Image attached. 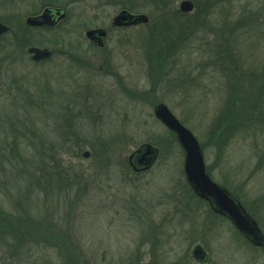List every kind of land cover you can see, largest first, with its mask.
I'll return each instance as SVG.
<instances>
[{
    "label": "rangeland",
    "instance_id": "374dc122",
    "mask_svg": "<svg viewBox=\"0 0 264 264\" xmlns=\"http://www.w3.org/2000/svg\"><path fill=\"white\" fill-rule=\"evenodd\" d=\"M193 1L0 0V264H264L190 188L154 113L165 103L193 132L264 233V0ZM50 5L66 18L27 25ZM122 9L150 23L113 26ZM98 28L103 47L86 34ZM31 47L54 56L35 62ZM242 99L251 114L228 122ZM145 143L159 157L136 171Z\"/></svg>",
    "mask_w": 264,
    "mask_h": 264
},
{
    "label": "water",
    "instance_id": "95a60500",
    "mask_svg": "<svg viewBox=\"0 0 264 264\" xmlns=\"http://www.w3.org/2000/svg\"><path fill=\"white\" fill-rule=\"evenodd\" d=\"M194 7L195 5L191 0H183L180 4V10L186 13L193 11ZM65 16L66 14L61 10L47 8L41 15L29 17L27 24L54 27ZM147 22H149L147 15H136L123 10L114 18L113 25L130 26ZM8 31L9 28L0 22V38ZM86 34L94 44L99 46L104 45V40L107 37V31L102 28L89 30ZM28 51L37 62L48 60L53 56V51L48 48L31 47ZM154 113L170 131L175 133L185 153L184 172L186 179L196 195L208 201L216 213L228 217L236 229L253 244L264 246V234L257 221L227 188L215 182L207 172L202 146L193 132L164 103L156 105ZM89 155V152L84 154L85 157ZM158 156L159 149L152 144L145 143L129 157V161L136 171H145L154 165ZM193 254L200 261L206 260V253L201 246H197Z\"/></svg>",
    "mask_w": 264,
    "mask_h": 264
},
{
    "label": "trees",
    "instance_id": "16d2710c",
    "mask_svg": "<svg viewBox=\"0 0 264 264\" xmlns=\"http://www.w3.org/2000/svg\"><path fill=\"white\" fill-rule=\"evenodd\" d=\"M161 2L162 1H164V0H160ZM168 21V20H167ZM163 22V21H162ZM152 26H153V24H152ZM165 26V25H164ZM166 28V27H165ZM184 29H186V28H183V30ZM181 30V29H180ZM152 31H153V27H151V33H150V35L152 34ZM160 36H163V38H165L166 39V37L168 36V35H165L164 33H163V35H160ZM155 38H157V36H154ZM157 39H159V38H157ZM179 39V38H178ZM161 42H162V40H161ZM156 43V42H155ZM154 43V44H155ZM164 52L166 51V47H164V50H163ZM163 54V53H162ZM162 54H161V56H162ZM158 55H160V54H158ZM246 96L248 97V98H250L247 94H246ZM250 103H253V101H251ZM255 104L254 105H256L255 107L257 108V104L258 103H256V101L254 102ZM232 106V105H231ZM250 107H251V104H247V102H243V99L242 100H240L239 102L237 101V103H236V105H233L232 107H231V109L228 111V114H227V116L229 117V119H230V121H228V122H231V120H232V118L234 117V116H238V115H240L241 114V116L243 115V117L245 116V114L248 112V114L250 115L251 114V112H249L250 111ZM247 110H249V111H247Z\"/></svg>",
    "mask_w": 264,
    "mask_h": 264
},
{
    "label": "flooded vegetation",
    "instance_id": "af4514ba",
    "mask_svg": "<svg viewBox=\"0 0 264 264\" xmlns=\"http://www.w3.org/2000/svg\"><path fill=\"white\" fill-rule=\"evenodd\" d=\"M244 206V205H243ZM245 207V206H244ZM246 208V207H245Z\"/></svg>",
    "mask_w": 264,
    "mask_h": 264
}]
</instances>
